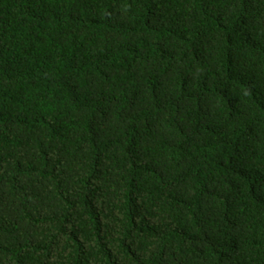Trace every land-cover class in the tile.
Returning a JSON list of instances; mask_svg holds the SVG:
<instances>
[{
    "label": "trees",
    "instance_id": "16d2710c",
    "mask_svg": "<svg viewBox=\"0 0 264 264\" xmlns=\"http://www.w3.org/2000/svg\"><path fill=\"white\" fill-rule=\"evenodd\" d=\"M0 264H264V0H0Z\"/></svg>",
    "mask_w": 264,
    "mask_h": 264
}]
</instances>
